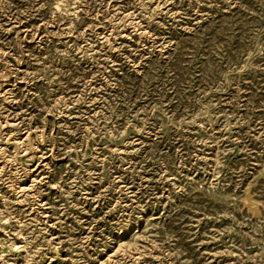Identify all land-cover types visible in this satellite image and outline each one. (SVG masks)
<instances>
[{
    "label": "rangeland",
    "instance_id": "374dc122",
    "mask_svg": "<svg viewBox=\"0 0 264 264\" xmlns=\"http://www.w3.org/2000/svg\"><path fill=\"white\" fill-rule=\"evenodd\" d=\"M0 264H264V0H0Z\"/></svg>",
    "mask_w": 264,
    "mask_h": 264
}]
</instances>
